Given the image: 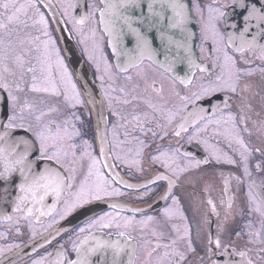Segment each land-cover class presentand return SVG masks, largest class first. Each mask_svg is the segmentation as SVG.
<instances>
[{"label":"flooded vegetation","instance_id":"1","mask_svg":"<svg viewBox=\"0 0 264 264\" xmlns=\"http://www.w3.org/2000/svg\"><path fill=\"white\" fill-rule=\"evenodd\" d=\"M190 3L201 65L176 78L150 59L116 65L100 29L101 0H0V84L7 85L0 87L7 105L0 125L13 115L24 125L9 130V142L32 137L29 159L40 172L47 162L36 160L34 133L58 128L57 146L69 154L65 167L75 169L65 173L72 187L52 205L39 191L35 207L32 193L21 190L31 184L27 169L26 180L19 170L0 179V264H70L100 231L130 240L131 264H264V54L227 42L231 1ZM30 15L44 21L31 24ZM71 61L84 65L93 96ZM31 83L44 86L26 90ZM210 86L218 90L193 95ZM40 98L49 122L25 131L20 118L33 109L22 104ZM85 181L111 194L68 211Z\"/></svg>","mask_w":264,"mask_h":264},{"label":"water","instance_id":"2","mask_svg":"<svg viewBox=\"0 0 264 264\" xmlns=\"http://www.w3.org/2000/svg\"><path fill=\"white\" fill-rule=\"evenodd\" d=\"M147 1L157 0H101V9L98 13L100 28L109 39V46L115 55V63L119 68L124 69L143 59H150L156 66L167 69L176 78L187 76L196 69V66L201 65L196 53L198 24L191 11L190 0H158L160 5L152 6L151 9L142 8L140 4ZM229 1L233 5L225 11L227 42L247 44L264 54V0ZM109 4L115 7L109 8ZM124 4H130L134 9L124 8ZM173 4L184 5L182 23L175 15ZM106 26L110 30H106ZM71 63L82 89L87 86L89 95L93 96L91 90L95 84L92 83L91 78L90 81L87 80L89 74L83 76L84 65L72 61ZM6 113L7 105L1 103L0 118ZM28 139L33 141L31 158L36 153V144L32 137L28 136ZM46 162L47 165L51 163ZM37 167L38 165L35 164L30 172L31 182L33 176L40 172ZM48 195L50 204H54L56 196L52 193ZM34 206H39L36 200ZM89 237L79 246L78 259L97 242H101L109 245L118 244L122 249L116 256L117 264L132 263L133 246L125 235H110L100 231ZM113 252L114 249L111 247L102 248L89 256V259L90 261L91 258L93 259L92 264H112Z\"/></svg>","mask_w":264,"mask_h":264},{"label":"snow or ice","instance_id":"3","mask_svg":"<svg viewBox=\"0 0 264 264\" xmlns=\"http://www.w3.org/2000/svg\"><path fill=\"white\" fill-rule=\"evenodd\" d=\"M9 3H4L2 5L3 8L8 9ZM14 7V5H13ZM23 7V6H21ZM109 8H114V5L109 4ZM151 5H149V9H151ZM184 5L182 4H173L172 8L175 11V15L179 18V22L182 23L184 20V15L182 12ZM179 9V10H178ZM19 11V9H17ZM209 11L211 12L212 9L210 8ZM103 16V13H102ZM15 17V13H13L12 16H9L8 19L12 20ZM247 19V18H246ZM44 21L43 16H41V22ZM83 20L80 21L82 23ZM127 22V21H126ZM0 27H4L3 24H0ZM106 30H110L108 26H106ZM133 31H136L133 29ZM139 36V33H137ZM146 43V41H145ZM226 60L229 59L227 55L225 56ZM62 63V62H61ZM228 87H231L232 91H235V88L231 85H227ZM0 87L6 88V84H0ZM33 90L39 91L40 89L37 88L35 84H33ZM48 89H44V91H47ZM53 90H55V85H53ZM218 90V86H210V87H204L201 89L200 92L194 93L196 99H201L204 96H207L215 91ZM184 99L187 100L185 97ZM16 119V117L9 116L8 122L6 124L0 125V127H3L4 131L0 132V142H5L7 144V147H0V163L3 164V171L0 172V179H8L14 173L15 171L19 170L21 176H24L25 170L27 169L29 172H32L36 161L30 160L29 157L32 155V148H33V141L27 139V138H21L19 140H13L9 142V130H15L17 127L23 128L24 125H16L13 123V121ZM25 131H31V128L25 129ZM35 140L38 142V152L39 156L36 158V160H44L51 162L48 164L43 171L35 174L33 176L32 182L30 185L25 187L24 184H21V190L25 192H31L34 201L36 200L37 193L39 191H43L44 195L39 196V200L42 201L44 199V196L48 195L49 193H52L57 198L60 196L61 192L65 188H71L72 187V180L73 176L71 175H65L66 172L72 171L74 172L75 169H69L65 167V162L68 158V152L64 151L62 148L57 146V142L61 139L60 136V130L57 128L56 131H52L51 129L47 130V134L45 131H37L34 133ZM176 135H179V132L176 133ZM21 145L23 146V151H18V149L21 148ZM97 161H93V165L95 166ZM92 174V168H89V175ZM97 176L99 180H103V177L100 176L99 173H97ZM25 180L27 179L26 176H24ZM158 179H166V177H158ZM87 182H82L80 185V188L78 192H76L74 195L76 196L75 203L68 206V211H71L73 208L80 206L82 204L89 203L90 200H101L103 198V195H110L111 193H108L105 188L102 187L101 184L95 185L94 189L87 187ZM115 191V190H113ZM26 198V197H25ZM31 211V210H29ZM105 218L102 216L100 218L101 221H103ZM151 219V218H149ZM102 227H107L108 224H102ZM83 231V229H81ZM123 235V233H121ZM217 246H219V240L216 241ZM111 247L114 249L113 252V260L112 264H117L116 256L122 249L119 247V245H109L101 242H97L96 245L90 249H88L87 253H85L80 259L71 261L70 264H92V262L89 259V256H91L93 253L97 252L99 249ZM79 251V249H77ZM243 255V253H241Z\"/></svg>","mask_w":264,"mask_h":264},{"label":"rangeland","instance_id":"4","mask_svg":"<svg viewBox=\"0 0 264 264\" xmlns=\"http://www.w3.org/2000/svg\"><path fill=\"white\" fill-rule=\"evenodd\" d=\"M30 17H32L31 24H34V22H36V20L38 21L37 22L38 25L41 24L39 17L33 18V16H31V15H30ZM31 27H32V25H31ZM32 86H33V83H31V85H29V88L26 90H33ZM43 86L44 85H39V86H37V88L42 90ZM32 92H37V91L33 90ZM29 95L30 96H37L36 94H29ZM43 95H40V96H43ZM70 96H72V95H70ZM41 99L42 98H40L39 100H36V101H29L28 103H24V105L22 104V109L23 108L25 109L26 107H30L33 109V110H29V112H27V111L24 112L25 116L22 115V117L20 118L24 122L25 126L28 128L33 129L36 126H41V121L45 122L46 120H49L48 118L50 116H48V114L51 113V110L47 107L46 102L41 101ZM18 103H23V102H18ZM11 105H12L11 106L12 110L16 109V105H17L16 103H13ZM46 122H49V121H46ZM39 131H40V129H39Z\"/></svg>","mask_w":264,"mask_h":264}]
</instances>
